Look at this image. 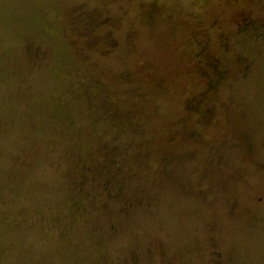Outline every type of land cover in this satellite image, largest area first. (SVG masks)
<instances>
[{
  "label": "rangeland",
  "instance_id": "rangeland-1",
  "mask_svg": "<svg viewBox=\"0 0 264 264\" xmlns=\"http://www.w3.org/2000/svg\"><path fill=\"white\" fill-rule=\"evenodd\" d=\"M236 4L250 6L0 0V264H202L211 239L235 251V264H264V198L259 225L247 221L252 196L264 192L256 163L264 160L263 20L254 33L260 39L233 41L252 65L248 76L233 73L218 89L229 111L198 138L167 139L185 97L198 89L183 69L192 30L214 16L230 29ZM251 4L261 15L263 0ZM79 11L94 17L92 40L73 29ZM158 76L163 92L151 82ZM242 126L254 134L249 158L235 143L220 145ZM217 149L222 163L207 171ZM233 198L240 206L230 219Z\"/></svg>",
  "mask_w": 264,
  "mask_h": 264
},
{
  "label": "flooded vegetation",
  "instance_id": "flooded-vegetation-1",
  "mask_svg": "<svg viewBox=\"0 0 264 264\" xmlns=\"http://www.w3.org/2000/svg\"><path fill=\"white\" fill-rule=\"evenodd\" d=\"M250 3L249 8H246L240 4H236V9L234 10L230 19V29H224L222 22L219 17L214 16L211 18L206 25L200 27L199 29H193L191 33L190 40V50L189 58L190 61L185 64L184 71L187 75L191 76L194 81L192 85L198 88L195 92L191 90V94L185 97V110L176 120L175 129L173 130L171 136H167L168 140H174L176 136L181 135L183 138L195 139L201 135L200 130H204V127L209 126L216 121L217 117L224 116L228 111L227 106L229 100H224L221 102L222 98L218 94V89L221 85L229 83L225 82L227 78L233 73H239L240 78L248 76L247 71L251 68V61L245 62V55H243L238 49L233 45L235 37H246L258 40L260 39L257 34H254L259 27L262 26L259 20L264 21V11L261 15L255 16L256 10L251 2L253 0H248ZM264 2V0H263ZM85 14L88 15L87 11H79L78 15L82 17L81 21H77V25L80 27L83 34L90 36L92 40V30L94 28V20L91 25V19H86ZM260 16V17H259ZM83 18H85L83 20ZM148 21L155 18L154 9H150L148 14L145 15ZM109 22V18H102L100 25ZM235 25V27H233ZM233 27V29H232ZM224 29V32L220 30ZM115 40L110 35L107 36L105 40V45L108 46L107 50H111L115 46ZM35 51L37 48H34ZM33 49L32 56L35 58H41L43 54L35 52ZM234 51V52H232ZM45 54V53H44ZM44 57V56H43ZM204 69V70H203ZM129 72L123 74L125 81L130 77ZM208 78L206 85L205 78ZM153 83V88L157 92H163L166 89L165 78L158 76L151 80ZM225 82V83H224ZM136 94L141 96L140 92ZM202 99L201 100L198 99ZM187 103H191L194 107L197 106L196 112H187ZM222 105V113H218L216 110V105ZM188 119H193V124L189 125L186 123ZM234 129H240L236 131H231L227 133L223 141L220 143L221 146H228L232 148L231 143L237 145V149L247 158L248 154L253 152L255 141L254 134L251 126L233 127ZM246 131H241L245 130ZM210 158V161L206 163V170L209 168L218 167L222 163V154L219 149H217ZM258 167L262 168L264 173V160L256 161ZM169 165V160L167 159V166ZM212 173V172H210ZM234 176H228L226 182H233ZM264 198V192L252 196L250 204L253 208L248 212L247 221L252 226H257L262 220L261 214V202ZM240 202L238 199L233 198L228 202L225 216L230 219L237 217ZM212 228V227H211ZM138 257V256H137ZM237 257L235 256V251L230 253L224 252L221 249L215 239L210 240L209 250L207 253V258L202 264H235ZM167 264H174L169 262Z\"/></svg>",
  "mask_w": 264,
  "mask_h": 264
},
{
  "label": "trees",
  "instance_id": "trees-1",
  "mask_svg": "<svg viewBox=\"0 0 264 264\" xmlns=\"http://www.w3.org/2000/svg\"><path fill=\"white\" fill-rule=\"evenodd\" d=\"M85 12H86V11H85ZM85 18H86V19H91L92 16L85 14ZM93 20H94V17L92 18V21H91V23H90L89 25L92 24ZM74 27L77 29V27H78V25H77V21L74 22L73 29H74ZM203 70H204V69H203ZM188 76H189V75H188ZM190 77H191V76H190ZM191 79H192V77H191ZM205 82H206V85H207V82H208V78H207V77L205 78ZM197 99H198V98H197ZM198 100H202V99H198ZM221 102H223V99L221 100ZM188 104H189V103H188ZM221 107H222V106H221ZM161 166H162V167H166V166H167V158H166V157H162V158H161Z\"/></svg>",
  "mask_w": 264,
  "mask_h": 264
}]
</instances>
